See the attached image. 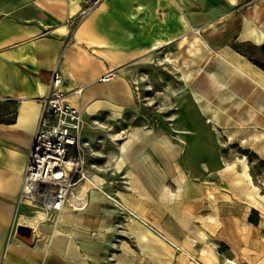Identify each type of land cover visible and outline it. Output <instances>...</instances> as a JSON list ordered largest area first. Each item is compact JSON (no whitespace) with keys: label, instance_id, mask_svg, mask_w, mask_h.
Instances as JSON below:
<instances>
[{"label":"crops","instance_id":"obj_1","mask_svg":"<svg viewBox=\"0 0 264 264\" xmlns=\"http://www.w3.org/2000/svg\"><path fill=\"white\" fill-rule=\"evenodd\" d=\"M83 5V0H0V264H127V255L136 260L127 241L146 249L147 240L141 238L146 230L131 216L118 226L116 200L98 191L87 192L90 200L83 211L66 207L48 216L39 207L18 205L42 114L41 99L48 94L54 72L62 78L64 92L83 88L80 96L70 94L69 101L85 117L88 111L105 117L102 126L113 142L124 137L119 153L114 160L109 157L108 164L113 162L114 170L127 172L132 194L122 192L119 197L124 208L139 218L141 206L153 205L142 194L140 181L144 179L150 190L167 191L175 171L184 170L183 164L177 168L173 163L171 155L177 149L173 138L168 141L163 134L162 125L141 130L121 121L124 113L141 108L133 86V66L152 61L158 51L172 59L175 46L189 39L191 32H207L208 43L203 34L196 44L198 63L204 65L198 77L224 53L233 70L220 79L229 81L230 103L245 106L247 120L259 114L261 124L246 126L264 133V72L245 57L231 54L229 48L232 43L264 44V0H104L75 27L69 19ZM240 59H245L246 70L239 65ZM109 71H117L118 77L100 82ZM209 74L214 82L219 79L214 69ZM200 105L199 101L194 119H184L181 112L174 132L208 129L215 144L212 110L207 112ZM116 128L119 132L110 134ZM177 137L186 142L184 136ZM199 138L205 142V137ZM200 168L191 167L194 179L178 183L181 193L202 176ZM22 227L32 229V243L19 238ZM120 233L127 238L118 245ZM116 247L122 255L112 257Z\"/></svg>","mask_w":264,"mask_h":264},{"label":"rangeland","instance_id":"obj_2","mask_svg":"<svg viewBox=\"0 0 264 264\" xmlns=\"http://www.w3.org/2000/svg\"><path fill=\"white\" fill-rule=\"evenodd\" d=\"M203 34L207 44V32L194 31L189 39L175 46L172 59L158 51L152 61H143L132 68L136 100L141 108L137 112L124 113L121 121L132 128L141 127V130H147L144 126L159 128L162 125L163 134L168 141L173 138L177 149L171 155L173 163L177 168L183 164L184 170L175 171L167 191L150 190L144 179L140 181L142 194L153 204L141 206L140 218L127 211L119 197L122 192L132 194L127 172L114 170L113 162L108 164L109 157L114 160L119 153L124 137L119 136L120 140L113 142L108 129L102 126L105 117L92 116L90 111L85 117L81 153L86 161L87 180L79 183L76 190L79 191L88 180L92 181L87 185L88 195L90 190L98 191L116 200L118 226L122 225V220L129 221L131 216L132 221H138L146 230L145 234L149 233L144 244L146 249L128 239L127 243L136 252V260L127 255V264H264V133L254 126H246L251 122L261 124L260 117L254 113L247 120L245 106L230 103L229 81L220 79L224 73L233 70L225 62L224 53L218 54L215 63L207 64V73L201 72L198 77L204 65L198 63V47L196 50L191 48V43ZM234 44L229 45L231 54L244 58L245 47H241L240 52ZM243 63L245 59H240L239 65L246 70ZM212 69L219 77L216 83L210 78ZM253 71L263 77L258 69ZM199 101L202 109L212 110L211 118L216 121L214 127L211 125L216 133L215 144L208 129L174 132L182 111L184 119L197 117ZM119 130L113 129L110 134H117ZM179 135L186 138L185 143L180 142ZM199 137H205V142ZM247 138L252 142H246ZM159 146L165 149L164 145ZM191 167H201L202 176L189 188L184 186L181 193L178 183L194 179ZM108 187L113 191H108ZM194 194L196 197L191 198ZM123 238L127 237L120 233L118 245L122 244ZM119 249L116 247L111 256L122 255Z\"/></svg>","mask_w":264,"mask_h":264},{"label":"built area","instance_id":"obj_3","mask_svg":"<svg viewBox=\"0 0 264 264\" xmlns=\"http://www.w3.org/2000/svg\"><path fill=\"white\" fill-rule=\"evenodd\" d=\"M104 0H83V7L69 19L75 27L87 19ZM118 77L109 71L100 78L105 83ZM62 78L54 72L48 94L41 99L42 114L25 167L18 205L26 203L41 208L46 215L68 207L75 211L87 208L89 197L77 198V186L85 179L86 161L81 137L85 113L69 101V95L80 96L83 88L66 93ZM64 171H69L66 174ZM80 176V178H78Z\"/></svg>","mask_w":264,"mask_h":264},{"label":"trees","instance_id":"obj_4","mask_svg":"<svg viewBox=\"0 0 264 264\" xmlns=\"http://www.w3.org/2000/svg\"><path fill=\"white\" fill-rule=\"evenodd\" d=\"M235 46L239 47V51H241V47H245L242 55L247 58V60L262 70L264 72V44L261 46L249 45V43H235Z\"/></svg>","mask_w":264,"mask_h":264},{"label":"bare ground","instance_id":"obj_5","mask_svg":"<svg viewBox=\"0 0 264 264\" xmlns=\"http://www.w3.org/2000/svg\"><path fill=\"white\" fill-rule=\"evenodd\" d=\"M199 42V40L198 39H196L194 42H192L191 43V48H193V49H195L196 48V44ZM196 50V49H195ZM190 52H192V50H190L189 51V53ZM193 54V53H192ZM91 113V112H90ZM118 167L119 168H121L122 167V164H119L118 165ZM66 174H69V171H64ZM85 179H87V177H85ZM90 183H93L92 181H90V180H88L87 181V183L85 184V185H83V187L82 188H79V191H77V198L78 199H83V198H85L86 196H87V192H88V190L87 189H89V187L87 188V185L88 184H90ZM89 186V185H88ZM148 232H150L151 233V231H149V230H147ZM152 235H154L155 237H157V238H159L158 236H156L155 234H153L152 233ZM140 237V236H139ZM141 238H142V241L143 240H148V236H147V234H145V233H142L141 234ZM144 242V241H143ZM230 264H237L236 262L234 263H230Z\"/></svg>","mask_w":264,"mask_h":264},{"label":"water","instance_id":"obj_6","mask_svg":"<svg viewBox=\"0 0 264 264\" xmlns=\"http://www.w3.org/2000/svg\"><path fill=\"white\" fill-rule=\"evenodd\" d=\"M18 236L21 238L23 241L27 243H32L33 240V231L30 228H20L18 230Z\"/></svg>","mask_w":264,"mask_h":264}]
</instances>
